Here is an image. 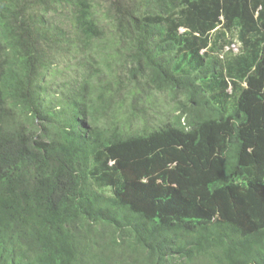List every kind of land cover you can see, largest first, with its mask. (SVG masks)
<instances>
[{
  "label": "trees",
  "instance_id": "1",
  "mask_svg": "<svg viewBox=\"0 0 264 264\" xmlns=\"http://www.w3.org/2000/svg\"><path fill=\"white\" fill-rule=\"evenodd\" d=\"M0 264H264V0H0Z\"/></svg>",
  "mask_w": 264,
  "mask_h": 264
},
{
  "label": "rangeland",
  "instance_id": "2",
  "mask_svg": "<svg viewBox=\"0 0 264 264\" xmlns=\"http://www.w3.org/2000/svg\"><path fill=\"white\" fill-rule=\"evenodd\" d=\"M240 32L239 30L235 29L233 32H231L228 35V39L229 41H231V43H228V45H226V47H230V49H232V52L234 54L238 53L241 48H242V42L240 40ZM219 54V53H218Z\"/></svg>",
  "mask_w": 264,
  "mask_h": 264
}]
</instances>
